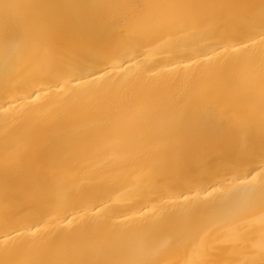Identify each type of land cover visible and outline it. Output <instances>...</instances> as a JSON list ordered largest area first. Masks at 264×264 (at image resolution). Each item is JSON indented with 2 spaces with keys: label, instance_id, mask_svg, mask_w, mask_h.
Listing matches in <instances>:
<instances>
[{
  "label": "bare ground",
  "instance_id": "bare-ground-1",
  "mask_svg": "<svg viewBox=\"0 0 264 264\" xmlns=\"http://www.w3.org/2000/svg\"><path fill=\"white\" fill-rule=\"evenodd\" d=\"M0 264H264V0H0Z\"/></svg>",
  "mask_w": 264,
  "mask_h": 264
}]
</instances>
